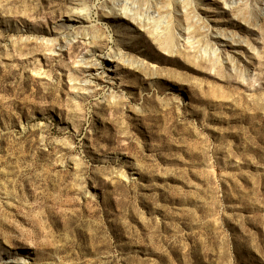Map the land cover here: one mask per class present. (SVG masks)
I'll return each instance as SVG.
<instances>
[{"label": "rangeland", "instance_id": "1", "mask_svg": "<svg viewBox=\"0 0 264 264\" xmlns=\"http://www.w3.org/2000/svg\"><path fill=\"white\" fill-rule=\"evenodd\" d=\"M118 2L0 0V264H264V0Z\"/></svg>", "mask_w": 264, "mask_h": 264}, {"label": "bare ground", "instance_id": "2", "mask_svg": "<svg viewBox=\"0 0 264 264\" xmlns=\"http://www.w3.org/2000/svg\"><path fill=\"white\" fill-rule=\"evenodd\" d=\"M72 11V12H71ZM116 11H118V14L121 15V17L123 16H126L127 15V12H128V8L126 7V5H120L118 0H112V3H111V8L109 9V13H115ZM69 12L71 13V16H74V11L69 9ZM138 20L141 21V16L139 15L138 16ZM148 21L150 20V18L147 19ZM144 21V19H143ZM228 56V59L231 60V56L230 55H227Z\"/></svg>", "mask_w": 264, "mask_h": 264}]
</instances>
